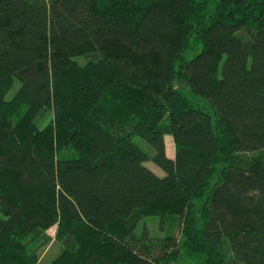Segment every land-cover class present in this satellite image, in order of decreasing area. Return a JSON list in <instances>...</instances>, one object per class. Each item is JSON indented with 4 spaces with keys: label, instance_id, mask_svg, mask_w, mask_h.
<instances>
[{
    "label": "trees",
    "instance_id": "obj_1",
    "mask_svg": "<svg viewBox=\"0 0 264 264\" xmlns=\"http://www.w3.org/2000/svg\"><path fill=\"white\" fill-rule=\"evenodd\" d=\"M211 1L0 0V264H264V0Z\"/></svg>",
    "mask_w": 264,
    "mask_h": 264
},
{
    "label": "rangeland",
    "instance_id": "obj_2",
    "mask_svg": "<svg viewBox=\"0 0 264 264\" xmlns=\"http://www.w3.org/2000/svg\"><path fill=\"white\" fill-rule=\"evenodd\" d=\"M215 4V0H212L211 3L209 4V9H212ZM199 48L187 53L186 58L191 59L196 53H198ZM78 62L80 64L84 63V59L79 58ZM19 82L15 81L12 89L9 91V93L6 96V99L9 100L12 95L15 93V91L18 89ZM177 87L181 90V92L186 95L191 97L193 100L197 101L194 96H191L190 93L188 92V87L182 84H178ZM206 102L201 101L200 105L205 106ZM53 119V114L52 112H48L45 117L38 123V127L41 129L45 127L51 120ZM166 148L169 154H172L173 152V143L172 139L170 136H166ZM133 146L138 147V149H141L145 151L148 155L152 156L153 155V149L146 143L144 142L141 138L139 137H134L133 140ZM145 165L151 169L153 172H155L157 175L162 176L163 172L152 163V161H147ZM143 225H145L150 233L151 236H164L166 234H171L174 236H179L178 232V227L176 225V222H172V220H167L165 223L161 224L159 219L157 217H146L143 219L141 224L138 227V231H141L143 228ZM46 235L49 236L50 241L40 249L36 251V256L38 262L41 264H48L55 260L61 253V245L55 240V233H56V225L52 226L48 230L45 231ZM173 264H195L194 260L186 257V256H181L178 261L174 262Z\"/></svg>",
    "mask_w": 264,
    "mask_h": 264
},
{
    "label": "crops",
    "instance_id": "obj_3",
    "mask_svg": "<svg viewBox=\"0 0 264 264\" xmlns=\"http://www.w3.org/2000/svg\"><path fill=\"white\" fill-rule=\"evenodd\" d=\"M169 155H171V154H169Z\"/></svg>",
    "mask_w": 264,
    "mask_h": 264
}]
</instances>
